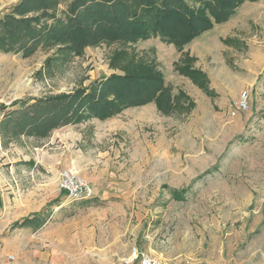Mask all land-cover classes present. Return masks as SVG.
I'll use <instances>...</instances> for the list:
<instances>
[{
  "label": "rangeland",
  "instance_id": "374dc122",
  "mask_svg": "<svg viewBox=\"0 0 264 264\" xmlns=\"http://www.w3.org/2000/svg\"><path fill=\"white\" fill-rule=\"evenodd\" d=\"M19 1L0 0V18ZM148 65L171 88L169 112L128 107L46 138L0 123V264H264V0L182 48L151 38L81 55L0 50V107ZM67 171L95 197L63 196ZM36 213L39 227L16 226Z\"/></svg>",
  "mask_w": 264,
  "mask_h": 264
},
{
  "label": "trees",
  "instance_id": "16d2710c",
  "mask_svg": "<svg viewBox=\"0 0 264 264\" xmlns=\"http://www.w3.org/2000/svg\"><path fill=\"white\" fill-rule=\"evenodd\" d=\"M260 0H20L0 18V50L30 56L40 47L59 46L81 55L104 42H139L159 38L182 48L216 26L228 22L245 3ZM89 88L57 96L31 98L0 107V123L10 134L46 138L57 129L88 119L107 120L128 107L157 104L173 109L171 88L154 65L122 68ZM203 84L205 75L183 68ZM201 81V82H200ZM36 213L16 224L39 227Z\"/></svg>",
  "mask_w": 264,
  "mask_h": 264
},
{
  "label": "built area",
  "instance_id": "2783aa9c",
  "mask_svg": "<svg viewBox=\"0 0 264 264\" xmlns=\"http://www.w3.org/2000/svg\"><path fill=\"white\" fill-rule=\"evenodd\" d=\"M248 100V94L246 92L243 93L237 104V109L239 111L247 110ZM60 193L72 201L87 200L95 197V189L92 183L77 172L73 171H67L62 175ZM143 264L149 263L144 262Z\"/></svg>",
  "mask_w": 264,
  "mask_h": 264
}]
</instances>
